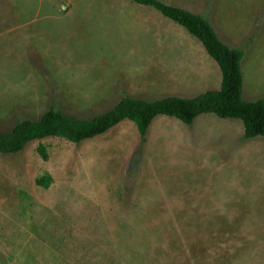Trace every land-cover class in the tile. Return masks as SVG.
<instances>
[{"label":"rangeland","instance_id":"obj_1","mask_svg":"<svg viewBox=\"0 0 264 264\" xmlns=\"http://www.w3.org/2000/svg\"><path fill=\"white\" fill-rule=\"evenodd\" d=\"M159 1L241 50L243 99L264 101V0ZM197 63L209 78L184 79ZM220 82L200 43L152 8L0 0V134L50 109L87 120L123 96L187 99ZM243 135L212 114L192 126L159 116L145 143L124 121L0 155V264H264V138Z\"/></svg>","mask_w":264,"mask_h":264},{"label":"trees","instance_id":"obj_2","mask_svg":"<svg viewBox=\"0 0 264 264\" xmlns=\"http://www.w3.org/2000/svg\"><path fill=\"white\" fill-rule=\"evenodd\" d=\"M130 1L154 9L195 38L219 67L222 76L220 88L193 98L164 97L154 102L123 96L113 109L87 120L68 117L61 111L50 109L40 120L22 121L10 133L0 134V155L21 153L30 143L47 138L80 144L106 134L124 121L136 125L140 140L145 143L151 124L159 116L192 126L198 117L212 114L220 119L241 122L244 140L264 138V101L248 102L243 99V52L225 45L209 21L201 15L159 0ZM37 152L43 161L48 160L42 144Z\"/></svg>","mask_w":264,"mask_h":264},{"label":"crops","instance_id":"obj_3","mask_svg":"<svg viewBox=\"0 0 264 264\" xmlns=\"http://www.w3.org/2000/svg\"><path fill=\"white\" fill-rule=\"evenodd\" d=\"M130 1V0H129ZM131 2V1H130ZM132 3V2H131ZM132 4H134V3H132ZM135 5V4H134ZM136 6H138V5H136ZM139 7H142V6H139ZM199 43V42H198ZM201 45V44H200ZM202 46V45H201ZM203 47V46H202ZM204 49V48H203ZM205 51V50H204ZM206 53V52H205ZM207 54V53H206ZM205 62V61H204ZM178 64V63H177ZM177 64H163V63H160V64H158V65H160V66H168V67H176V66H178ZM204 64H207L206 62L204 63ZM204 64H196L197 66H198V71H195V72H192V77L191 76H189V75H187V76H185L184 77V79L185 78H187V77H189L190 78V80L192 79V78H200L201 79V81L202 80H205V79H207V78H209V74H210V72L208 71V69H210L211 67H209V66H207V65H204ZM154 66V65H153ZM219 68V67H218ZM209 72V73H208ZM206 76H207V78H206ZM180 78V77H179ZM181 79V78H180ZM200 81V82H201ZM221 81H222V76H221ZM220 86H221V82H220ZM220 88V87H219ZM208 91H210V90H208ZM207 92V91H206ZM205 93V92H204ZM146 141H147V137H146Z\"/></svg>","mask_w":264,"mask_h":264}]
</instances>
